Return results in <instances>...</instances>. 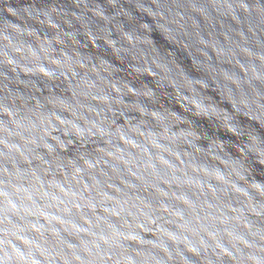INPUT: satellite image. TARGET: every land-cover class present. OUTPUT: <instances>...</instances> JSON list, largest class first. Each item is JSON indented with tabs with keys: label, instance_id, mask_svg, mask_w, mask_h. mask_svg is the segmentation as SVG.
Segmentation results:
<instances>
[{
	"label": "clouds",
	"instance_id": "9594fccd",
	"mask_svg": "<svg viewBox=\"0 0 264 264\" xmlns=\"http://www.w3.org/2000/svg\"><path fill=\"white\" fill-rule=\"evenodd\" d=\"M6 11L19 16L9 21L11 27L0 28V212L6 223L12 201L19 202L17 168H24L25 180L39 174L47 184L50 175L69 191L87 181L93 197L117 181L124 182L123 194L132 173L138 191L156 189L149 198L154 208L161 206L157 193L167 184L163 204L182 210L181 220L200 236L211 232L224 245L215 264H264V231L245 230L231 219L194 216L210 194L197 191L194 182L187 188L177 184L180 170L157 160L187 153L183 176L209 183L202 166L222 172L224 182L216 184V192L224 204H246L231 184L247 198L264 201V192L253 186L254 176L260 180L264 174V0H30L24 10L0 0V18L8 20ZM221 37V50L213 56ZM184 49L195 57V68ZM225 69L234 79H225ZM186 76L202 82L207 91H198L225 112L207 122L191 99L184 111L177 108V99L189 95ZM228 125L236 136L222 131ZM153 135L168 153L153 146ZM217 136L222 149L208 145ZM173 186L192 202L188 208L178 203L183 197L173 198ZM127 215L125 210L106 223L118 233L136 231L137 222L148 227L138 213L125 225ZM8 235L0 241V264H25L30 250L17 253ZM103 235L100 252L81 253L82 264H124L127 257L134 264H169L157 251L155 261L146 259L134 243L116 247L108 229Z\"/></svg>",
	"mask_w": 264,
	"mask_h": 264
},
{
	"label": "water",
	"instance_id": "95a60500",
	"mask_svg": "<svg viewBox=\"0 0 264 264\" xmlns=\"http://www.w3.org/2000/svg\"><path fill=\"white\" fill-rule=\"evenodd\" d=\"M12 9H25V5L30 3V0H10ZM4 16L8 20L0 18V28L6 24L11 27L9 21L19 19L17 14L11 11H6ZM223 37L217 41L216 46L212 47V55H217L218 50H221ZM185 54L194 61L195 57L187 49H184ZM181 67V65H177ZM204 70H209V65H204ZM243 71V69H241ZM225 79H234L227 69L224 70ZM151 78L152 73H147ZM186 87L189 95L183 96V102L180 99L176 101V107L181 111L185 110V105L191 99V104L194 109H199L198 116L202 113L204 121L210 122V118L217 115L218 112H225L224 109L217 107L212 96H204L198 89L205 88L204 84L196 83L192 77L186 76ZM181 95V94H177ZM197 96L200 98L197 99ZM231 103V99H229ZM216 131L215 126L212 127ZM184 131V130H181ZM230 135L236 136L237 133L232 131V126L228 125L226 129ZM196 139H200L199 133L196 134ZM123 143V139L121 140ZM151 143L161 153H168V149L157 141L156 137L152 136ZM209 147L215 145L223 148L224 141L217 136L214 141H208ZM199 151L201 145H195ZM235 147V145H233ZM133 151H136L135 144L132 145ZM239 152L240 149L236 148ZM211 159V156L209 157ZM157 160L162 166H167L173 171L179 169L174 179L177 184H183L185 188L193 185L197 191L210 194L211 199L193 212L194 216H208L209 218L219 217L221 222H228L229 219L239 222L245 230L254 232L264 231V201L253 200L246 197V193L238 185L231 184L235 195L245 196L246 204L241 206L229 202L224 204V201L217 195L216 184L223 183L224 177L222 172L216 168H201V174L212 182L204 183L192 176H183L186 168L185 161L187 153L181 155L176 152L172 160L167 159V155L158 156ZM174 161V163H173ZM135 168V165H132ZM192 171H196V166H190ZM33 171L35 169L33 168ZM18 174L17 183L18 201L13 200L11 204L12 212L7 217V223L3 213L0 212V241H3L6 232L8 235L9 246L14 248L17 253L23 254L24 249L30 250V260L25 264H82L81 253L84 255H92L93 250L100 252L98 247L99 242L106 239L103 235V229H108L113 234V241L116 247L127 241L139 246L141 254L147 259L152 257L153 261L157 257L153 256V251L160 253V258H169V264H215L216 254L220 251H226L224 245L217 241L211 232H206L204 236H200L194 228V225H186L181 220L183 215L180 209H170L164 200L168 199L169 193L165 190L168 185L165 184L157 193L162 203L159 208H154L150 203V197L155 188L138 191L136 188L135 176L129 173L131 180L128 182L129 188L123 194L121 189L124 187V182L117 181L116 185L110 186L107 190L98 192L95 197L91 196V189L87 181H80L79 187L69 191L59 179L53 182L50 175L47 176V184L43 183L39 174L32 176L31 180L23 179L24 168H17ZM253 173V169H249V174ZM260 180H256L254 176V188L258 192H264V174H259ZM38 189V191H37ZM227 196V193H223ZM183 197L178 200L182 208H188L192 203L187 195L183 192L176 193L173 186V198ZM3 197H0V201ZM215 202V203H214ZM127 210V219L123 220L125 225L131 224L135 218V214L147 220L148 227L143 223L137 222L135 225L136 231L118 233L114 226L109 228L106 223V218L120 219ZM154 212L160 214L163 218L157 221ZM170 221H174V225H170ZM199 222V221H198ZM103 226V228L101 227ZM233 238H239L238 233H233ZM19 245L20 247H17ZM213 245H216L215 251ZM204 249V251H201ZM111 258L112 253H107ZM175 257V259H171ZM124 264H134L131 257L124 260Z\"/></svg>",
	"mask_w": 264,
	"mask_h": 264
}]
</instances>
